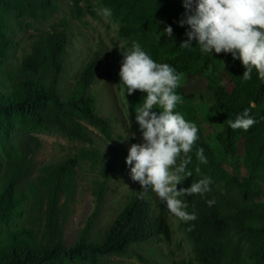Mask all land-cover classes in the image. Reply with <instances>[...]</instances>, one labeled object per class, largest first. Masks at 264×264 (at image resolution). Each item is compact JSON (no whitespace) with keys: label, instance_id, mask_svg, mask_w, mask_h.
Here are the masks:
<instances>
[{"label":"trees","instance_id":"1","mask_svg":"<svg viewBox=\"0 0 264 264\" xmlns=\"http://www.w3.org/2000/svg\"><path fill=\"white\" fill-rule=\"evenodd\" d=\"M70 1L75 19L85 13L95 15L97 7L111 10L109 17L117 23V34L123 40L117 58L119 70L122 54L134 41L155 62L169 64L180 76L207 70V89L213 96L207 119L219 116L210 134L204 133L193 108L194 95L181 85L176 89L182 101L174 111L198 128V140L183 174L191 175L177 188H188L205 177L212 181L211 190L204 195L179 197L187 204L185 210L195 213L197 219L179 220L192 255L177 264H264V81L255 70L245 81L244 68L230 53H204L194 40L190 48L182 47L189 30L178 23L185 13L182 0H87L86 11L79 6L80 0ZM58 8V0H0V264H106L109 256L126 255L149 242H167L172 235L164 210H154L152 191L133 181L102 238L92 237L107 184L115 176L114 165L103 161L93 182L92 211L74 243L65 245L64 228L76 193L79 156L45 163L32 178L33 156H27L14 139L19 132L53 131L90 144L88 126L106 140L113 138V127L111 119L97 111L91 91L104 61L98 50L63 92L69 43L66 20L60 23L61 29L53 25L33 36L28 51L16 63L10 61L19 46L11 39L14 26L22 28L24 20L27 24L47 20ZM167 26L173 29L172 37L163 32ZM223 72L231 90L224 84ZM123 87L136 115L146 94L135 91L129 95ZM245 109L256 123L247 131L231 128L229 121ZM199 148H203L206 163L197 158ZM80 156L92 166L101 161L97 149L84 148ZM181 159L183 154L177 164ZM210 200L215 201L211 206Z\"/></svg>","mask_w":264,"mask_h":264},{"label":"rangeland","instance_id":"2","mask_svg":"<svg viewBox=\"0 0 264 264\" xmlns=\"http://www.w3.org/2000/svg\"><path fill=\"white\" fill-rule=\"evenodd\" d=\"M70 0H58V11L47 20L27 24L24 20L22 28L14 26L11 39L18 43L17 50L11 55L10 61L16 63L17 57L28 51L33 36L51 30L53 25L61 29V22H68V54L62 80L65 93L74 82L83 63L94 51L103 56V64L98 68L97 78L91 86L96 97L97 111L112 121L113 138L106 140L95 128L91 130L92 143L69 140L53 131H36L30 134H19L14 139L27 156L32 155L34 169L31 177L38 173V168L48 162H55L66 157L79 156V166L76 168L77 188L68 208V219L64 228V243L69 246L74 243L94 205L93 182L99 176L98 167L106 161L114 165L115 176L109 180L101 211L92 226V237L102 238L118 210L125 201L133 184L130 165L125 163L128 150L133 143H143L142 129L135 119L129 103L124 95L123 83L119 78L117 58L121 54L123 40L117 34V23L102 14L97 7L95 15L85 13L79 19L71 15ZM79 6L85 10L87 0H80ZM86 11V10H85ZM26 23V24H25ZM224 84L231 90L232 84L223 72ZM207 70L197 74L181 75L180 85L185 92L194 95L193 108L200 120L205 134H210L219 122L216 114L207 119L208 107L213 102V96L207 89ZM207 119V120H206ZM239 153L243 152V141L238 143ZM29 148V149H28ZM84 148L97 149L100 162L92 166L91 161L81 157ZM230 170L229 166H226ZM264 191V186H263ZM155 212L164 210L167 221L172 229V235L167 242H149L134 247L131 252L121 256H109L106 264H177L180 260H189L190 244L185 238L179 219L170 213L166 203L152 192ZM196 264V263H193Z\"/></svg>","mask_w":264,"mask_h":264},{"label":"clouds","instance_id":"3","mask_svg":"<svg viewBox=\"0 0 264 264\" xmlns=\"http://www.w3.org/2000/svg\"><path fill=\"white\" fill-rule=\"evenodd\" d=\"M184 18L178 23L188 26L187 40L180 45L190 48L194 40L204 53H230L244 68L243 79H251L253 70L264 81V0H182ZM107 18L110 9H103ZM163 32L173 36L167 26ZM119 70L120 82L131 95L135 91L146 94L135 119L142 129L143 143L131 144L125 163L130 165L132 180L140 188L150 189L163 200L171 214L183 222L197 219L185 209L181 196L204 195L209 192L211 179L202 178L188 188H177L187 176L183 175L191 157L188 155L198 140L197 126L175 112L182 97L176 89L181 76L167 63L155 62L137 42L123 54ZM256 121L245 109L234 121L233 129L247 131ZM183 159L177 164L178 158ZM197 158L206 163L203 148L197 149ZM145 193H142L143 196ZM215 201L207 203L211 206Z\"/></svg>","mask_w":264,"mask_h":264}]
</instances>
